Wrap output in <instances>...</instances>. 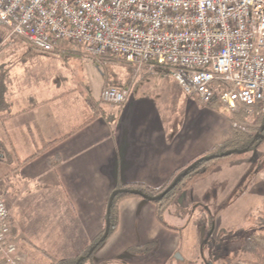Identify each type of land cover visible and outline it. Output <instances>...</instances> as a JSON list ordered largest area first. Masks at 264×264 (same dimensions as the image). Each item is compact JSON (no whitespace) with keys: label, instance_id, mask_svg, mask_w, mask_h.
<instances>
[{"label":"crops","instance_id":"obj_1","mask_svg":"<svg viewBox=\"0 0 264 264\" xmlns=\"http://www.w3.org/2000/svg\"><path fill=\"white\" fill-rule=\"evenodd\" d=\"M8 36L0 22V183L10 208L14 254L22 264H51L81 255L104 228L114 188L160 187L174 170L227 140L239 126L231 118L236 113L218 96L208 105L200 103L181 89L172 70L145 71L123 103L103 108L81 93L66 96L60 84L46 87L17 80L5 59L10 55ZM140 82L148 85L137 91ZM74 99L78 108L69 105ZM86 110L100 115L18 168L19 160L80 125ZM56 154L60 160L52 165L49 160ZM262 154L258 147L194 181L164 212L168 226L157 220L151 201L124 198L115 232L92 252L88 264H175L173 255L182 250V232L188 227L197 234L196 244L202 242L200 229L188 215L195 203L205 204L211 233L221 238L263 233L264 162L255 169ZM148 245L146 253L133 251ZM199 249L204 250L201 245ZM232 253L233 259L227 256L218 264H250Z\"/></svg>","mask_w":264,"mask_h":264},{"label":"built area","instance_id":"obj_2","mask_svg":"<svg viewBox=\"0 0 264 264\" xmlns=\"http://www.w3.org/2000/svg\"><path fill=\"white\" fill-rule=\"evenodd\" d=\"M0 22L39 50L65 41L137 70L167 64L204 105L218 96L230 112L246 115L264 106V0H0ZM128 92L105 86L100 98L118 105ZM11 225L0 183L1 264H22Z\"/></svg>","mask_w":264,"mask_h":264},{"label":"rangeland","instance_id":"obj_3","mask_svg":"<svg viewBox=\"0 0 264 264\" xmlns=\"http://www.w3.org/2000/svg\"><path fill=\"white\" fill-rule=\"evenodd\" d=\"M12 37L8 36L10 39L6 40L9 43L10 55L5 57V59L9 58V66H7L10 68L9 74L12 77L17 80L27 79V83H44L46 87H53L60 84L62 86L61 90L66 91V96L74 95L81 97L80 93L84 94L89 102L98 105V108H103V104H106L104 107L110 106L100 98L99 93L102 88L105 86H128L129 89L135 81L140 80L141 75L147 74L145 71H148L147 69L137 70L124 61H112L101 59L98 56H87L82 46H71V44L65 41L58 43V48L60 49L58 52H50L36 49L29 43ZM158 69L159 67H155L154 70ZM3 70L5 73L8 72L6 67ZM148 72L152 73L153 71ZM146 85L148 84L140 82L135 90L143 89ZM69 105L73 108H78L79 106L78 101L75 99L70 100ZM258 147L259 153L263 154L258 160L255 169L260 168L264 162V135L260 144L251 149L246 155ZM219 172L226 171L221 170ZM184 191L179 192L177 196L179 194L181 195ZM192 205L188 207V215H190L192 222L194 220L193 223H196L200 229V235L202 237L200 245L204 250L202 252L199 251L200 245L198 246L196 244L197 234L192 228L188 227V230L182 232L181 246L183 248L177 251L182 254L183 260L174 259L175 264H205L209 260L212 264H218L219 262L224 263L227 256H230L229 258L231 260L233 257V253L229 254L231 250H235L238 256L242 254L240 239L244 235L241 232L236 235L235 233L231 234L232 236H228V233L224 238H221L215 232L212 234V226L210 227L211 221H209L210 219L204 210L205 204L195 203ZM211 234L212 238H209V240L208 237ZM234 237L236 239L235 241H233ZM238 237L240 238L239 240ZM205 240H209V242L207 241L206 245H203ZM84 252L85 250L81 255L83 257ZM219 256L220 259H218ZM56 260H53L52 263Z\"/></svg>","mask_w":264,"mask_h":264},{"label":"trees","instance_id":"obj_4","mask_svg":"<svg viewBox=\"0 0 264 264\" xmlns=\"http://www.w3.org/2000/svg\"><path fill=\"white\" fill-rule=\"evenodd\" d=\"M71 46H80L76 43H69ZM60 49L56 47L51 52H58ZM101 59H108L112 61H124L123 58L115 57L112 54H107L103 56H98ZM126 63V62H125ZM159 68L162 70L170 71L171 66L167 64L160 65ZM118 87H125L126 86H118ZM2 92H0V99L2 97ZM106 104H103L105 106ZM114 105V104H109ZM119 105V104H118ZM117 105V106H118ZM100 115V111H90L86 110L85 117L83 122L73 128L69 133L45 142L40 148H38L35 152L27 155L25 158L19 160L18 168H20L25 163L29 162L30 160L34 159L38 155L42 154L43 152L51 149L54 147L58 142L66 138L68 135L72 134L73 132L79 130L93 119L97 118ZM237 118L239 126H235L232 130L231 136L225 140L224 142L214 145L213 147L209 148L208 150L194 156L185 164L178 167L176 170L172 172L170 177L166 180V182L161 185L160 187H149L142 184H125L120 185L115 189H119V191L111 197V193L109 194L107 204H106V213L105 219H109V231L106 237L103 236L104 228L101 230L99 235L94 239L93 243L85 249L83 260H78L79 257L82 255H78L77 257L73 258H63L57 259L51 264H88L92 255V252L103 243L108 237H110L116 230L118 221H119V204L120 202L127 197L130 196H140L149 201H151L156 207V218L157 220L165 225L166 223L163 220V214L165 210L170 206V204L174 201L177 194L181 191L186 190L189 185L199 179L206 174H208L216 164L222 161L236 159L244 157L251 149L256 147L262 141L264 135V106L260 103L255 104L252 107V113L250 115H246L243 112L236 113L234 115ZM233 149L229 155L221 156V153ZM209 155H213V158L208 159L206 158ZM60 160L59 155H54L50 158V163L55 165ZM176 183L173 186H170L172 181L178 177ZM140 189L141 194H134L131 193V189ZM169 188L168 191L162 197H157L164 189ZM112 190V191H113ZM261 223L264 227V218H261ZM240 246H241V258L243 261H246L250 264H264V232L263 233H250L245 235L243 238L240 239ZM151 245L140 247L138 249H134L133 251H140V252H147ZM5 262L4 259H0V264Z\"/></svg>","mask_w":264,"mask_h":264},{"label":"water","instance_id":"obj_5","mask_svg":"<svg viewBox=\"0 0 264 264\" xmlns=\"http://www.w3.org/2000/svg\"><path fill=\"white\" fill-rule=\"evenodd\" d=\"M232 152H234L233 149L226 150V151H224V152L221 153V156L229 155V154H231ZM206 158L211 159V158H213V155H209V156H207ZM178 178H179V176L176 177V178L172 181V183H171L170 186H173V185L176 183V181H177ZM168 189H169V188L164 189V190H163V191H162L157 197H162L163 195H165V193L168 191ZM118 191H119V189H115V190H113L112 193H111V197H113ZM130 192H131V193H134V194H138V195L141 194L140 189H136V188L131 189ZM109 226H110L109 219L106 218V219H105V225H104V233H103V236H104V237H106L107 234H108ZM173 258L176 259V260H183V257H182V255H181L179 252L174 253ZM78 260H83V256H80ZM205 264H212V262L209 260L208 262H205Z\"/></svg>","mask_w":264,"mask_h":264}]
</instances>
